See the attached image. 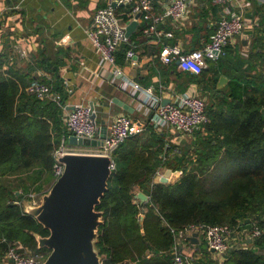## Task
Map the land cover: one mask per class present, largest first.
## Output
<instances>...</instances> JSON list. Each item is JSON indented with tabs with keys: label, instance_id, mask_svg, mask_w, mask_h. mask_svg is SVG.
I'll return each instance as SVG.
<instances>
[{
	"label": "trees",
	"instance_id": "obj_1",
	"mask_svg": "<svg viewBox=\"0 0 264 264\" xmlns=\"http://www.w3.org/2000/svg\"><path fill=\"white\" fill-rule=\"evenodd\" d=\"M259 47L264 64V47ZM191 75L208 83L205 110L209 121L205 134L194 131L190 149L175 151L149 126L145 127L149 131L146 139L143 131L131 135L112 153L115 167L96 206L103 211L104 220L96 242L102 264H123L125 260L171 264V229L190 224H228L239 232L252 225L264 228V116L260 112L264 107V69L258 68L253 81L232 79L227 89L217 87L218 72L211 64ZM54 77L55 81L43 80L59 95V104L25 91L35 77L0 72V175L30 183L13 189L9 181L0 182V259L6 247L2 238L18 240L46 256L49 253L47 248H37L31 234L44 236L48 230L23 212L21 201L28 199L30 185L39 194L50 188L55 180L53 152L62 137L67 141L69 135L63 120L67 93L59 75L54 73ZM160 166L182 169L183 173L173 183L153 182ZM134 187L149 197L142 206L135 202ZM245 218L251 222L239 224ZM241 242L246 246H229L221 263L206 259L193 264H264L263 236L241 237ZM205 244L201 247L206 251Z\"/></svg>",
	"mask_w": 264,
	"mask_h": 264
},
{
	"label": "crops",
	"instance_id": "obj_2",
	"mask_svg": "<svg viewBox=\"0 0 264 264\" xmlns=\"http://www.w3.org/2000/svg\"><path fill=\"white\" fill-rule=\"evenodd\" d=\"M108 1L0 0V12L3 15L0 72L3 75H29L49 81H55L54 73H57L67 93L64 103L70 106L76 103L89 105L92 101L95 119L100 126L107 127L115 115L124 114L134 121L143 122L145 127L152 126L166 145L174 147L175 151L188 149L196 138V132L184 134L169 126H154L150 121L153 112L143 105L149 96L145 88L151 87L152 96L160 103L172 102L181 93L201 96L206 103L208 83L198 81L197 76L192 78L191 74L178 69L175 63L163 64L158 57L160 47L154 35L142 33L144 21L140 19H137L138 25L128 37V42L116 51L115 65L102 64L85 30L91 23L94 10ZM164 1L151 0V12L162 11ZM191 1L183 26L175 29L173 36L165 40L188 52L200 47L209 38L217 20L227 15L228 8L240 12L247 21L244 29L230 39L223 55L215 61H208V65L211 64L218 72V78L221 75L226 77L218 88L227 89L232 79L255 80L258 68L264 69L258 55L261 49L259 44L264 47V0H234L228 6L214 5L211 0ZM132 6V1L117 2L115 5L117 15L125 24L132 19ZM164 25L168 27L166 22ZM130 48L134 54L127 58L126 51ZM128 82L139 84L141 89L134 92ZM115 100L127 104L131 111L122 108ZM198 131L199 134H205L204 130ZM142 133L143 139H146L149 131L144 128ZM67 145L77 150L85 148L69 144L68 141ZM166 168H157L153 182H159ZM175 171L172 170L167 183L179 178ZM133 191L136 198L135 194L142 190L134 187ZM135 202L141 206L145 203L137 198ZM195 237L196 241L185 245V250L194 257V263L199 260L206 262V259L217 263L224 260V257L222 259L207 247L206 251L202 249L201 243L205 242L203 235L197 234ZM228 244L246 246L241 242L239 232L230 237Z\"/></svg>",
	"mask_w": 264,
	"mask_h": 264
},
{
	"label": "built area",
	"instance_id": "obj_3",
	"mask_svg": "<svg viewBox=\"0 0 264 264\" xmlns=\"http://www.w3.org/2000/svg\"><path fill=\"white\" fill-rule=\"evenodd\" d=\"M133 2L131 16L139 12L137 19L144 21L141 31L143 34H152L159 45L158 57L163 64L175 63L181 71H187L198 75L208 66V61L219 59L224 53V47L231 38L240 34L247 24L242 13L228 8L227 15L221 16L215 29L209 38L198 48L188 52L182 51L177 45L168 43L165 39L173 36L175 29L183 26L189 14L191 0H165L162 3V11L151 12V0H117V2ZM234 0H211L214 5L228 6ZM109 0L104 6L98 7L92 14L91 23L85 30L91 47L98 54L101 63L115 65V53L123 43L128 42L125 34V22L117 15L115 6ZM3 15L0 12V30L2 27ZM131 19V20H132ZM164 22L168 24L166 28ZM246 53V51L244 52ZM134 52L130 48L126 51L127 58H131ZM135 92L141 89L135 82H128ZM25 91L37 98H51L58 104L59 95L53 91L52 85L42 79L33 78L26 86ZM145 91L149 94L143 105L152 111L151 123L156 127L169 126L175 131L192 134L196 130H203L208 123L209 117L205 110V99L198 95L181 93L174 97V101L160 103L152 96V88L147 87ZM69 104L63 105V120L69 134H74L82 138H96L99 134L100 125L95 118L91 117L88 104L76 103L72 108ZM145 128L142 122L134 121L127 115L117 114L107 124L106 138L98 146H85L84 149H74L67 145L64 137L60 145L54 150L55 163L53 164V175L55 179L62 173L63 164L56 161L59 153L64 151L89 152L95 154L108 155L111 159L110 168L114 169L115 163L112 157L113 151L131 135L141 133ZM181 176L182 169L175 171ZM158 173V172H157ZM37 193L30 191L27 198L33 204L39 203ZM142 211L139 220L143 218ZM174 237L172 246L171 264H193L194 257L185 250V245L190 243L188 237L194 233L204 237L206 247L209 251L220 256L222 259L229 247L230 237L238 233L228 224L194 225L190 224L182 229H171ZM241 237L251 239L264 237V228L252 225L248 229L239 232ZM1 242L6 243L4 254L0 259L3 264H42L46 258V253L31 250L18 240L7 241L5 238ZM2 264V263H1ZM123 264H138L137 261L125 260Z\"/></svg>",
	"mask_w": 264,
	"mask_h": 264
},
{
	"label": "water",
	"instance_id": "obj_4",
	"mask_svg": "<svg viewBox=\"0 0 264 264\" xmlns=\"http://www.w3.org/2000/svg\"><path fill=\"white\" fill-rule=\"evenodd\" d=\"M115 6L116 2H112ZM137 12L133 19L126 24L127 37L138 25ZM264 78V77H263ZM226 77L220 76L217 81L219 87ZM122 108L131 111L127 104L116 101ZM73 105L69 106L72 108ZM92 118H96L93 102H89ZM264 116V107L260 109ZM107 127L100 126L96 138H82L69 134L67 141L72 145L98 146L106 138ZM56 161L63 164L62 173L54 180L50 188L40 195L39 203L33 204L29 199L21 202L23 212L33 216L38 223L48 230L47 235H40L34 231L31 234L36 240L38 249L47 248L49 253L42 264H102L98 240V227L103 220V211L96 209L107 190L108 178L112 169L108 155L89 152L64 151L59 153ZM172 169L167 167L159 182L167 183ZM141 203L148 200V196L139 191L135 194ZM251 222L245 218L239 222L244 225ZM196 233L191 235L190 241H196Z\"/></svg>",
	"mask_w": 264,
	"mask_h": 264
},
{
	"label": "rangeland",
	"instance_id": "obj_5",
	"mask_svg": "<svg viewBox=\"0 0 264 264\" xmlns=\"http://www.w3.org/2000/svg\"><path fill=\"white\" fill-rule=\"evenodd\" d=\"M17 180H18V177H13V176L9 177L8 175H0V182L1 183L4 182L6 184L9 181L8 183L10 186L13 187V189L16 188V186L18 187V186H22L23 184L24 185L30 184V183H28L29 181H25L24 183H21V182H18ZM30 187H31L30 191H34L35 193H37V195H38L37 197L40 198L41 194H39V193H41V192L38 191L37 189L36 190L32 189V185H30ZM47 188H48V185L43 186V189L46 190ZM1 263L3 264V262H0V264Z\"/></svg>",
	"mask_w": 264,
	"mask_h": 264
}]
</instances>
